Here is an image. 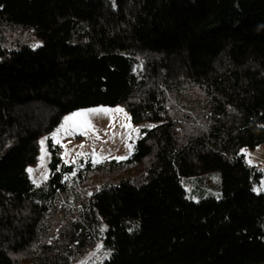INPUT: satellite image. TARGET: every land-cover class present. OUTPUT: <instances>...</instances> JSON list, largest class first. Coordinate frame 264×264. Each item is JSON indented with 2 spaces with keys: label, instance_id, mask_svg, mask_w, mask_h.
Masks as SVG:
<instances>
[{
  "label": "trees",
  "instance_id": "16d2710c",
  "mask_svg": "<svg viewBox=\"0 0 264 264\" xmlns=\"http://www.w3.org/2000/svg\"><path fill=\"white\" fill-rule=\"evenodd\" d=\"M118 104L148 123L131 158L86 172L49 138L32 181L41 136ZM263 143L264 0H0V264H74L100 237L114 264H264V171L243 152ZM215 170L221 198L189 199L182 176ZM90 173L100 189H69Z\"/></svg>",
  "mask_w": 264,
  "mask_h": 264
},
{
  "label": "rangeland",
  "instance_id": "374dc122",
  "mask_svg": "<svg viewBox=\"0 0 264 264\" xmlns=\"http://www.w3.org/2000/svg\"><path fill=\"white\" fill-rule=\"evenodd\" d=\"M91 109H108L110 111L93 114L88 111ZM117 109H123V111H117ZM78 112H84L86 115L75 117L74 120L65 123V117ZM147 124L144 122L134 123L130 113L119 104L91 106L72 111L66 114L50 133L41 136L38 160L27 168V171L32 169L31 173L28 171L29 176L38 186L48 179L49 163L52 158V153L49 150V138H52L54 143L60 147L59 154L66 164L76 165L77 168L87 172L89 171L87 169L89 162L96 166L111 160L124 162L131 158L136 151V142L141 135V130ZM58 129H60L59 132H57ZM54 135L56 139H53ZM57 139L59 143H57ZM42 140L43 144H41ZM243 152L250 164H255L264 171V143L253 149L245 148ZM118 157H125V159H117ZM127 174L126 172L124 175L114 176L107 172L105 175L111 179L109 184L121 180L131 183H139L143 180L142 178L136 179L133 174ZM92 175H88L83 181L69 178V189L77 185L78 190L81 189L83 193L90 196L94 190L100 189L105 183L96 181ZM181 183L187 191V197L194 201L207 197L221 198L222 196V174L217 170L201 176H182ZM256 189L262 190L256 191ZM254 191L264 192V176L261 182L254 186ZM99 230V235L106 238L107 226L105 223L99 224ZM97 241L100 243L96 251L87 258L78 257L74 264H114L116 260L114 250L102 248L104 243L102 237Z\"/></svg>",
  "mask_w": 264,
  "mask_h": 264
},
{
  "label": "snow or ice",
  "instance_id": "6c2138e0",
  "mask_svg": "<svg viewBox=\"0 0 264 264\" xmlns=\"http://www.w3.org/2000/svg\"><path fill=\"white\" fill-rule=\"evenodd\" d=\"M38 46L39 45H37V47ZM88 111L92 112L93 114H98L100 112H108L110 110H108V109H91V110H88ZM117 111H123V109H117ZM84 115H86V113H84V112L73 113L72 116L65 117V123H68L69 121L74 120L75 117H82ZM59 131H60V129L57 130V132H59ZM53 139H56L55 135H54ZM43 143H44V141L42 140L41 144H43ZM57 143H59L58 139H57ZM117 159H125V157H118ZM28 171L31 173L32 169H28ZM261 190L262 189H256V191H261Z\"/></svg>",
  "mask_w": 264,
  "mask_h": 264
}]
</instances>
